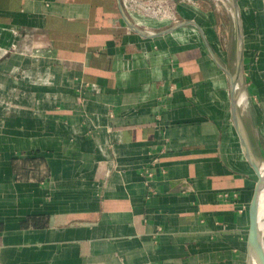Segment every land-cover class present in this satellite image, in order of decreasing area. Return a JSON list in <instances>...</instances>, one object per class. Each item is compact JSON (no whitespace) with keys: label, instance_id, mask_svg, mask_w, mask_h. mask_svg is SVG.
<instances>
[{"label":"crops","instance_id":"crops-1","mask_svg":"<svg viewBox=\"0 0 264 264\" xmlns=\"http://www.w3.org/2000/svg\"><path fill=\"white\" fill-rule=\"evenodd\" d=\"M189 1L176 19L231 64ZM120 3L0 0V264H245L256 178L227 75L196 27L142 35Z\"/></svg>","mask_w":264,"mask_h":264},{"label":"water","instance_id":"water-1","mask_svg":"<svg viewBox=\"0 0 264 264\" xmlns=\"http://www.w3.org/2000/svg\"><path fill=\"white\" fill-rule=\"evenodd\" d=\"M232 13L234 22V41L233 54L231 64L223 63L213 50L212 46L207 41L201 26L192 19L176 20L167 28L152 31L140 27L134 22L126 10L120 3L121 14L127 25L134 31L146 35L154 36L173 31L174 29L191 25L196 27L204 40L207 51L214 61L223 69L228 78L229 95H230V113L233 125L239 137L240 145L243 154L256 174L255 182L252 186L248 203H247V217L248 227L246 234V257L245 264H252L256 261L258 264H264V235L260 231L259 220L257 218V202L259 201L260 193L264 190V147L260 141L257 140L256 145L251 139L249 131L246 129L245 122L242 117V106L239 104V95L241 91H245L244 80V33L241 9L238 0H226Z\"/></svg>","mask_w":264,"mask_h":264},{"label":"rangeland","instance_id":"rangeland-1","mask_svg":"<svg viewBox=\"0 0 264 264\" xmlns=\"http://www.w3.org/2000/svg\"><path fill=\"white\" fill-rule=\"evenodd\" d=\"M170 2L177 5V1ZM189 1V0H186ZM191 2H194L190 0ZM189 1V2H190ZM206 7L211 10L208 26L211 27L214 21H223L225 27L219 29V42L214 38L215 48L224 59L226 50L233 54L234 22L232 13L226 0H206ZM242 14L244 33V80L247 103L242 106L245 114L244 120L254 139H260L264 147V0H238ZM174 8V12H175ZM220 16V18H219ZM162 21H172V17L162 14L151 16ZM211 23V24H210ZM195 35L199 37L195 29ZM227 31V32H225ZM227 33V34H226ZM254 172V171H253ZM254 178L256 174L254 173ZM253 180V178H252ZM253 186V184H252ZM252 186L250 193L252 191ZM250 189V188H249ZM264 235V234H263Z\"/></svg>","mask_w":264,"mask_h":264},{"label":"built area","instance_id":"built-area-1","mask_svg":"<svg viewBox=\"0 0 264 264\" xmlns=\"http://www.w3.org/2000/svg\"><path fill=\"white\" fill-rule=\"evenodd\" d=\"M122 6L127 11H137L147 16L169 15L173 20L176 19L174 12L175 4L173 0H120Z\"/></svg>","mask_w":264,"mask_h":264},{"label":"bare ground","instance_id":"bare-ground-1","mask_svg":"<svg viewBox=\"0 0 264 264\" xmlns=\"http://www.w3.org/2000/svg\"><path fill=\"white\" fill-rule=\"evenodd\" d=\"M238 101L241 106H245L248 102L247 94L241 91ZM257 218L259 220L260 231L264 234V190L260 193L259 201L257 202ZM252 264L258 263L256 261H253Z\"/></svg>","mask_w":264,"mask_h":264}]
</instances>
